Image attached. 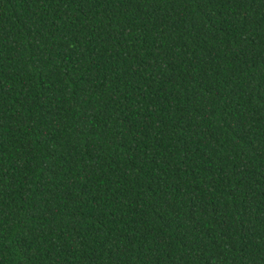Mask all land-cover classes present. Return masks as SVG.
Returning a JSON list of instances; mask_svg holds the SVG:
<instances>
[{
  "label": "trees",
  "instance_id": "1",
  "mask_svg": "<svg viewBox=\"0 0 264 264\" xmlns=\"http://www.w3.org/2000/svg\"><path fill=\"white\" fill-rule=\"evenodd\" d=\"M0 264H264V0H0Z\"/></svg>",
  "mask_w": 264,
  "mask_h": 264
}]
</instances>
